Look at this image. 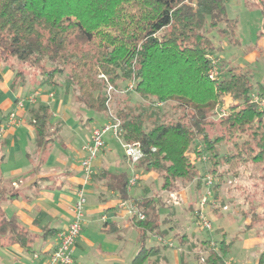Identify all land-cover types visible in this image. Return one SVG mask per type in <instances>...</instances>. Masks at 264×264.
Here are the masks:
<instances>
[{
	"label": "trees",
	"instance_id": "trees-1",
	"mask_svg": "<svg viewBox=\"0 0 264 264\" xmlns=\"http://www.w3.org/2000/svg\"><path fill=\"white\" fill-rule=\"evenodd\" d=\"M205 1L0 0V50L40 67L45 76L40 85L64 87L75 92L85 109L119 118L123 140L142 145L145 156L138 164L158 174L162 191H178L195 179L204 184L197 163L207 159L206 171L215 178V201L227 176H239L242 168L264 170V110L252 102L255 85L249 70L227 68L221 59V78H209V56L219 57L211 30L237 43L238 24L228 17V0H212L210 10ZM258 2L264 11V0ZM63 71L65 83H59L55 77ZM132 81L145 103L128 106L127 99L116 112L109 110L110 93ZM109 85L113 89L108 94ZM261 85L258 92L264 95ZM226 97L231 99L228 112L218 117L217 105H224ZM164 105H171L174 112L164 111ZM32 116L41 145L49 107L40 105ZM4 122L0 109V128ZM221 144L228 148L223 154ZM111 181L125 200L129 179L113 175ZM158 202L149 197L139 204L145 217L135 218L140 246L132 264H144L155 252L146 241L163 232ZM248 217V228L264 220V204L262 212L252 209ZM0 236L27 245V232L17 218L2 211ZM234 241L224 235L217 248L205 242L202 250L208 253L204 261L199 255V264H225ZM258 264H264V248Z\"/></svg>",
	"mask_w": 264,
	"mask_h": 264
},
{
	"label": "crops",
	"instance_id": "crops-1",
	"mask_svg": "<svg viewBox=\"0 0 264 264\" xmlns=\"http://www.w3.org/2000/svg\"><path fill=\"white\" fill-rule=\"evenodd\" d=\"M257 3L262 8L258 0ZM262 12L263 21L255 43V52L261 54L264 52ZM232 66L229 62L226 67ZM5 67L0 70V109L5 117V128L0 135V211L17 218L27 232V245L12 243L8 236H0V264H46L58 242V233L71 220V207L82 186L87 192L86 217L81 235L73 246L75 259L82 264H132L140 246V232L136 219L120 206L123 198L111 177L122 175L129 179L136 170L143 174L135 186L127 189L125 200L133 201L138 207L145 198L153 197L159 201L163 231L152 234L156 242L147 247H155V252L144 264H199L201 245L205 242L209 245L213 239L212 234L204 235L196 228V201L203 193V183L198 185L195 179L178 191H162L158 174L146 171L139 164L132 165L124 151L120 153L116 148L112 138L106 141L104 149L93 161L94 174L87 179L82 167L86 155L83 146L95 127L92 126L94 118L87 110L84 114L76 110L62 87L55 90L36 83L18 84L15 72ZM238 68L249 70L251 75L254 72L251 68ZM227 73L225 70L223 76ZM262 83L264 78L255 85L254 91H260ZM35 90L39 94L36 102L31 103L26 99ZM21 101L23 105H20ZM230 102L231 99L226 97L224 105L228 107ZM40 105H47L50 111L46 139L41 145L32 116V111ZM11 112L16 113L14 122L9 118ZM76 135L81 139L79 146L74 144ZM171 192L181 197L180 204L168 202ZM225 199V196L212 199L205 209L207 214H214L218 219L229 208L227 204L223 205ZM220 205L222 208L217 210ZM243 214L246 216V211ZM249 223L250 218L246 216L243 233L252 234L253 248L258 244L263 246V240L258 241L254 236L255 226L248 228ZM226 232L224 227L217 230L223 236ZM159 236L172 245L159 241ZM258 257L255 264H258Z\"/></svg>",
	"mask_w": 264,
	"mask_h": 264
},
{
	"label": "rangeland",
	"instance_id": "rangeland-1",
	"mask_svg": "<svg viewBox=\"0 0 264 264\" xmlns=\"http://www.w3.org/2000/svg\"><path fill=\"white\" fill-rule=\"evenodd\" d=\"M205 4L209 7L208 10L213 8L212 0H206ZM227 14L229 18L234 19L238 24L236 39L239 40V43H235L234 38L229 35L218 37L216 32L217 30H211V34L213 35V37H215V41L217 44V54L219 58L224 60L227 65L230 62L231 65L243 67L244 69H254V72H252V82L254 83V85H257L258 82H262L264 78V52L262 54L258 50V53L255 52L257 33L260 30L261 23L263 21L262 8L257 3V0H228ZM209 21L210 20H208L207 22V26L210 25ZM212 32L215 33L213 34ZM46 65L48 67L54 66V64L51 62H47ZM4 66H6L5 68L10 69L12 67L15 70L16 74L20 73L16 76V81L18 84H39L45 78L43 70L40 67L31 65L30 62L19 61L16 57H13L11 55H3L0 50V70ZM65 75L66 73H64V71L61 74H57L55 77L56 81H58L59 83H65ZM99 77L104 78L101 76V74ZM128 86L129 83H121L120 88H118L117 90H113L110 93L109 100H107L109 110H111L112 112H116L117 105H126L127 99L128 106L135 107V105L144 102L141 96L134 91V88L131 90H127ZM53 89L57 90L56 88ZM62 89H64V94L70 96L72 104L76 110L83 112V114L87 112L94 118L92 126H103L108 122V119H105L103 114L93 110L85 109L82 103L76 98L75 92H68L64 87H62ZM163 108L164 111H168L169 114L174 112V109H172L171 105H164ZM81 132L79 131L78 133ZM59 138L61 139V137ZM111 138L115 140L116 148L119 150V152H123L124 148L122 145V141L114 137L111 133H107L105 136V140H111ZM80 140L81 139L76 135L74 144H77V146H79V144L81 143ZM227 151V146L225 144H221L220 153L223 154ZM197 165L200 167L201 174H203L204 176H206L207 174H211L210 172L206 171L207 167L209 166V162L207 159H205L204 162H198ZM260 170L253 167L242 168L239 176H227L225 182L221 186L220 193L221 196L226 197L223 205L227 204L229 207L228 210L220 214L218 219L215 218L214 214L208 215L205 211L207 217L212 222L213 231L205 230L196 224L197 232H204V235L212 234L213 239L217 243H220L223 239V234L217 233L219 227H224V229L227 231L225 233V237L227 239H231L233 237L235 238L236 236V241L232 245L226 259L232 260L233 262L235 261L238 264H255L257 260L256 258L264 248V245L261 246L260 244H258L257 247L253 248V241L250 240L252 234L249 235L248 231L246 233H243V231H245L246 216H248V214H251L252 209L257 210L258 212H262L263 210L264 170H261L263 174L262 178L259 177ZM136 171L139 172L140 175L143 174V172H141L140 170ZM203 185L204 192L205 181ZM200 197L196 201L197 204L200 200ZM217 200H219V198ZM244 211L248 213L246 214V216L245 214H243ZM195 219H197L196 216ZM256 223L257 224L254 229V236L258 238V241L263 240L264 242V220H260ZM150 238H152L151 241H149V239H147L146 241L148 245H150L151 242H156V237L154 238V235H151Z\"/></svg>",
	"mask_w": 264,
	"mask_h": 264
},
{
	"label": "built area",
	"instance_id": "built-area-1",
	"mask_svg": "<svg viewBox=\"0 0 264 264\" xmlns=\"http://www.w3.org/2000/svg\"><path fill=\"white\" fill-rule=\"evenodd\" d=\"M211 67L209 69V78L212 80H219L221 78L220 71V58L215 55H210ZM102 77L106 78L104 74H101ZM134 88V82H130L128 89L131 90ZM113 89L112 85L108 86V92ZM39 94L38 90H35L31 95L28 96L26 100L31 103L36 102L37 95ZM252 102L256 103L258 108L264 110V95L260 94L258 91H253L251 94ZM20 105H23V101L20 102ZM217 116L222 117L227 114L228 108L225 105H217ZM10 121L14 122L16 120V113H10ZM5 125L0 128V135L4 131ZM107 133H111L114 137L122 141L124 148V153L127 159L131 162L132 165H137L140 160L145 156V152L142 148V145L139 142H126L123 140V128L119 118H117L113 113H110V118L108 122L103 126H95L91 130V135L88 141L84 144L83 149L86 153L85 157L82 160V167L87 179H91L94 174L93 161L98 157L106 145L105 136ZM205 159V157H204ZM141 179L139 172L134 171L129 178L127 189H131L135 186L138 181ZM214 176L207 174L204 177L205 181V190L202 193L200 200L197 204L195 210L196 224L208 231H213V225L211 220L207 217L205 213L206 207L209 205L210 201L213 199V184ZM181 197L176 192H171L168 199L169 203L180 204ZM86 203H87V192L85 187H80L77 190V198L75 203L71 207V220L68 223L67 227L61 230L58 233V242L54 250L49 255V260L46 264H82L77 261L73 255V246L75 245L77 239L81 235L83 223L86 217ZM120 206L125 208L127 212L134 218L144 219L145 214L140 210L138 205L133 201L123 200L120 202ZM224 208H227L226 206ZM159 241L165 242L169 245L172 243L167 242L163 237H158ZM210 246L217 248L218 244L214 239L210 240ZM208 251H200V259L204 261ZM225 264H234L232 260H226Z\"/></svg>",
	"mask_w": 264,
	"mask_h": 264
}]
</instances>
